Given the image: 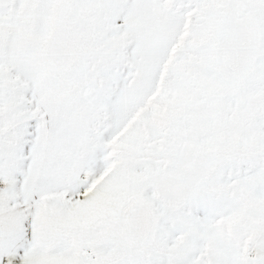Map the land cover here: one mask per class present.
I'll return each instance as SVG.
<instances>
[{
  "label": "snow or ice",
  "instance_id": "snow-or-ice-1",
  "mask_svg": "<svg viewBox=\"0 0 264 264\" xmlns=\"http://www.w3.org/2000/svg\"><path fill=\"white\" fill-rule=\"evenodd\" d=\"M0 264H264V0H0Z\"/></svg>",
  "mask_w": 264,
  "mask_h": 264
}]
</instances>
